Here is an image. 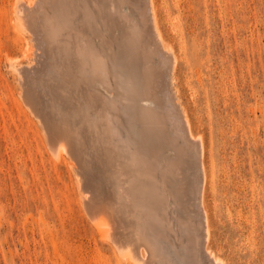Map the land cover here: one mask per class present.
Returning <instances> with one entry per match:
<instances>
[{
	"label": "bare ground",
	"instance_id": "6f19581e",
	"mask_svg": "<svg viewBox=\"0 0 264 264\" xmlns=\"http://www.w3.org/2000/svg\"><path fill=\"white\" fill-rule=\"evenodd\" d=\"M8 7L16 103L74 175L78 211L116 264H226L209 246L205 144L172 86L154 0Z\"/></svg>",
	"mask_w": 264,
	"mask_h": 264
},
{
	"label": "rangeland",
	"instance_id": "374dc122",
	"mask_svg": "<svg viewBox=\"0 0 264 264\" xmlns=\"http://www.w3.org/2000/svg\"><path fill=\"white\" fill-rule=\"evenodd\" d=\"M10 1L0 0V264H116L78 211L74 175L48 160L16 103ZM154 3L177 56L172 86L205 144L209 246L226 264H264V0Z\"/></svg>",
	"mask_w": 264,
	"mask_h": 264
}]
</instances>
